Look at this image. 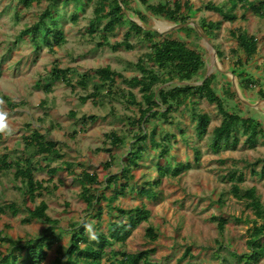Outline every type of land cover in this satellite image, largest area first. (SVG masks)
<instances>
[{
    "label": "rangeland",
    "instance_id": "rangeland-1",
    "mask_svg": "<svg viewBox=\"0 0 264 264\" xmlns=\"http://www.w3.org/2000/svg\"><path fill=\"white\" fill-rule=\"evenodd\" d=\"M19 1L0 0V110L6 112L7 124L11 130L10 133H0V156H12L13 160H16L14 156H30L31 150H26L22 138L30 137L28 131H38L45 141H53L58 145V149L64 154L65 162L69 161L70 167L72 164L75 165L74 162L82 164V167H73L75 176H79L82 172L95 174L99 183L103 184L109 175L120 171L121 161L124 160L127 149L132 146L128 138H125L126 147L112 153L115 159L110 164L108 155L104 153L108 148L105 146L104 137L109 133L127 129V118L133 119L137 115V107L123 103L119 99L120 96L116 95L117 88L115 87H118L119 93L122 92L124 96L130 91L123 81H117L113 87L115 92H113L114 96L110 103L109 99L105 98V87L97 81L94 72L109 68L128 81L138 73L130 65H135L141 56L150 53L149 47L147 43H141L140 39L133 34L130 43L134 49L131 52L113 53L109 49H96V40H92L87 35V28L93 18L94 9L93 4H90L85 5L84 11L77 15L78 20L75 25H71L68 21L62 24L65 44L51 53L47 47L40 45L41 47L37 48L28 41L19 40L24 29L37 23L36 17L43 10L42 6L31 10L20 7V21L15 22L14 15L19 10ZM157 1L151 0V3L155 4ZM165 1L170 4L174 1L188 2L194 10H200L190 21L195 26L203 19L213 23L222 21L217 14L206 12L204 7L209 3L221 6L224 0ZM60 8L63 9L61 5ZM133 8L141 13L142 19H140L146 27L159 31L160 27L175 26L151 17L137 2ZM60 12L64 13L61 15L65 20L74 13L72 5ZM128 17L138 21L133 14H129ZM238 28L261 41H259L254 59L245 67L246 77L253 83L243 91L236 82V91L247 104H243L245 109L236 107V111L244 117L255 119L264 128V99L259 96L260 93L264 94V42L262 39L264 19L248 13L245 23L238 22L232 25L222 23L215 38L208 42L215 55L217 50L223 54L221 63L216 57L218 68L231 74V69L237 68L236 58L244 60L242 51L237 48V43L230 37V32ZM128 31V24L116 29L115 37L110 39L109 43L112 45L122 42L123 36ZM143 31L147 30L143 29ZM178 32L170 31L169 35L174 36L173 38H184L182 34H177ZM185 38L188 45L207 54L206 66L200 76L190 83L177 85L178 81L175 80L174 83H166L163 88L175 87V85L198 87L204 81H200L201 77L213 76L214 91L221 97V89L223 86L225 88L230 78L212 68L208 55L210 49L205 43L199 42L193 35L188 37L185 35ZM232 52L235 53L234 56ZM53 67L70 70L68 80L71 84L87 76L88 80L83 81L86 88L75 87L72 90L61 82L52 81L49 74ZM39 83L45 86L48 84L50 92L46 94L42 89H36L37 84L40 86ZM96 91H99L102 98L91 99L81 105L79 98ZM132 91L137 102H140L141 96L138 89ZM225 105L228 111L233 108L235 111V105L229 98L225 99ZM190 107L210 117L208 133L202 139L197 137L195 124L191 121L188 111L177 112L166 120L160 121L156 130L157 142H161L162 134L167 133L171 137L167 145L166 157L159 159L158 152H154L150 144H147L146 155L139 163V167L132 172L134 182L127 184L128 189L125 196L119 198L113 205V210L107 209L105 202L100 203L103 209L100 219L96 217L95 210L89 216L84 215L85 206L78 198L80 183L67 175L64 166L55 160L51 159V162H48L40 159L39 161L41 167H44V164H50L58 168L57 179L53 181L55 184H58V180L63 182L57 186L56 193H51L50 196L44 195L42 198L48 206L47 215L50 219L59 222L58 229L51 230L34 220L29 223L25 222L28 219L25 209H32L33 205L23 198L20 186L10 179L12 176L0 174V205L13 203L20 211L16 217L7 213L0 218V233L2 232L0 253H4L7 247L2 239L32 240L41 236L44 230H49V233L59 236L60 246L66 248L69 240L67 232L71 225L83 221L87 238L93 239L97 233L107 234L109 223L125 220L118 216L115 209L130 210L145 205L150 212L149 224L155 230L156 242L150 244L144 238L147 225L141 224L131 233L123 246L115 245V250L135 254L153 249L155 253L150 259L159 264H242L238 263L228 252L238 256L249 252L245 243L248 240V231L251 229L254 216L245 203L237 202L232 197L230 190L232 184H238V178L242 177V182L238 184V187L244 190L254 189L260 196L264 208V179L260 180L252 175L253 171L259 173L264 168V139L259 138L255 148L249 149L243 145L244 139L239 137L235 150L230 149L215 155L210 148L211 132L220 125L221 116L214 105L197 97L190 100L188 108ZM110 110H113L112 113ZM71 112L76 114L75 119L70 117ZM84 116L97 117L99 120L94 125L83 127L80 118ZM155 124L157 122L146 127V132H150ZM59 144H62L61 149ZM194 150H197L200 156L198 163H195ZM37 160L34 158L33 164H36ZM167 163L172 168L178 163H189L193 169L174 179L164 178L155 190V201H146L139 197L138 191L145 183L157 180V166L164 167ZM41 170L36 169V180L38 181L48 178L46 172L43 173ZM231 175L235 176L234 180H231ZM121 184L124 183L121 182ZM100 192H104L108 198L113 188ZM214 217L228 220L224 235L217 232ZM261 244L264 248V243ZM56 250L55 245L48 251L43 264H53ZM187 250H190L192 258L180 262V258ZM106 261L107 259H103L102 264H106ZM259 264H264V257Z\"/></svg>",
    "mask_w": 264,
    "mask_h": 264
},
{
    "label": "trees",
    "instance_id": "trees-1",
    "mask_svg": "<svg viewBox=\"0 0 264 264\" xmlns=\"http://www.w3.org/2000/svg\"><path fill=\"white\" fill-rule=\"evenodd\" d=\"M125 7L126 12L137 17L140 23H143L142 15L133 7L136 2L141 5L151 17L164 20L165 22L174 25H183L189 23L196 13L200 10H194L193 6L179 1H174L172 4L167 1L158 0L155 4L151 0H120ZM86 2V3H85ZM225 2V4H224ZM220 6H215L211 3L204 7L206 12L217 14L222 21L218 23L207 22L200 20L198 28L204 36L211 40L215 38L216 33L220 31L222 23L230 25L238 22L245 23L248 13L264 19V1L263 0H224ZM93 4V18L87 28V35L95 41V48L98 50L109 49L111 52L118 51L131 52L134 46L130 43L132 35L140 42L147 43L150 53H145L141 56L135 65H130L137 74L125 81L118 73L111 71L109 68H103L94 72L97 81L106 89L105 98H113L115 88L120 97L119 99L128 105L136 106L137 112L133 119L127 118V129H121L117 132H112L106 135L105 149L109 156V163H112V154L126 147L124 142L128 138L129 143H132L130 149H127L124 160L121 161L122 168L117 174L109 175L103 184H100L95 174L82 172L79 176L70 173L69 176L75 178L80 183V192L78 198L83 202L85 216H89L94 210L96 217L101 218L103 209L100 203L105 202L107 209L113 210V205L124 197L128 189L127 184L134 182L132 172L139 167V163L147 152V144L154 152H158V158L164 159L167 155V145L170 143V135L162 134V140L157 142L158 124L160 121L166 120L170 115L175 113H183L188 111L191 121L195 124V133L199 139H202L207 133L210 125V117L202 114L196 108H188L191 99L197 97L205 100L208 104L214 105L222 121L218 127H215L211 132L210 148L211 151L218 155L221 152H226L230 149L235 150L238 145L239 137H242L243 145L249 149H254L258 139H264V128L261 124L251 117H244L237 113V108L245 109L244 105L239 102L232 89L231 82L221 89L222 96L219 97L214 91V77L203 76L200 81L203 83L198 87L194 86H177L181 83H190L193 79L200 76L201 71L206 66L207 54L204 51L196 49L188 45L185 40V35L188 37L193 35L199 42H202L197 33L192 28L181 29L177 34H182V37L168 35L162 37L156 33L143 31L135 23L126 19L121 6L117 0H20L18 3V11L14 15V21H20V7L22 9L31 10L33 8L43 7V10L36 17L37 23L34 26L24 29L21 32L19 40L34 44L39 48L40 45L47 47L49 52L60 48L65 44V37L62 33V24L68 21L71 25H75L78 20L79 13L84 11L85 5ZM60 5L64 10L72 5L74 13L65 18L61 15ZM64 14V13H63ZM141 18V19H140ZM129 27V31L123 36V41L120 43L110 44V39L115 37V31L124 26ZM145 25V24H143ZM146 26V25H145ZM230 37L237 43V48L242 51L244 60L236 58V69H231V74L235 77L239 88L243 91L247 90L252 80L246 77L245 67L254 59L257 54L259 41L253 36H249L241 29H236L230 32ZM264 42V37L262 38ZM234 56V52H232ZM216 57L221 63L223 54L217 50ZM240 72H238L239 70ZM70 70H60L53 67L49 78L54 82H61L65 87L75 89L80 87L85 89V80L87 76L81 78V81L71 84L68 80ZM178 83L175 87L163 88L166 83ZM84 81V82H83ZM117 81H123L125 86L130 88L126 96L119 93V88L115 86ZM36 89H42L44 93L50 92L48 84L39 83ZM134 89H138L140 93V102H137L136 96L132 93ZM259 96L264 99V94ZM102 98L99 91L88 93L85 97L79 98L81 105L93 99ZM233 101L235 111H228L225 105V99ZM195 103V102H194ZM112 108V106L110 105ZM237 107V108H236ZM113 110H110L112 113ZM70 117L76 118L74 112L70 113ZM97 117H81L80 121L83 127L94 125L98 122ZM150 132H146V127L152 123H156ZM1 138V135H0ZM23 145L26 150H31L30 156H44L55 160L63 165L64 155L53 142H45L44 138L37 132L33 131L30 137H24ZM150 149V150H151ZM195 151V163L199 162L200 156ZM62 154V155H61ZM23 159L10 162L11 157L7 155L0 156V174L12 176L10 179L13 183L20 186L23 198L33 205L32 209H25L27 220L36 221L43 224L51 230L58 229L59 222L52 220L47 215L48 206L42 201L45 195L50 196L51 193L57 192V187L51 186L54 177L58 174V168L49 166L47 170V182L36 180V168L33 166L32 160ZM115 159V158H114ZM113 159V160H114ZM124 161V162H123ZM24 165L25 169H19L15 165ZM69 171L72 167L69 164ZM111 166V165H109ZM193 166L189 163H178L172 168L168 163L167 166H157V180L151 183H145L138 191V195L146 201H155V190L161 185L164 178H177L185 172H189ZM254 177L260 180L264 179V168L259 172H252ZM232 176V175H231ZM230 176V177H231ZM233 175L231 180H234ZM124 183V184H121ZM242 182V177L238 178L237 183ZM238 184H232L231 194L237 202L245 203L246 207L252 211L254 220L251 222V229L248 231V240L245 245L249 252L242 255H235L231 252L230 256L234 257L238 263L242 264H259L264 257V248L261 243H264V208L261 203V198L256 194L254 189H240ZM50 185V186H49ZM102 185V186H101ZM113 192L110 197H106L104 192L111 190ZM41 201H38L40 200ZM222 202V199L220 200ZM38 202V203H37ZM119 217L124 218L120 222L109 223L107 234L97 233L93 239H88L84 222L71 225L68 230L69 240L66 248L60 246V238L49 230H44L41 236L32 240H13L11 238L2 239L7 247L4 253H0V264H43L47 258V253L55 245L57 246L56 258L53 264H102L103 259H107L106 264H159L154 263L150 259L155 253V250H147L135 254L124 253L115 250V245L123 246L131 233L141 224L147 225L144 238L154 244L157 240L155 230L149 224L150 212L145 205L139 208L130 210L115 209ZM9 213L12 217H16L20 211L15 204L0 205L1 216ZM216 223L217 232L224 235L228 220L226 218H213ZM260 223V224H259ZM2 235V232L0 233ZM220 246V245H219ZM223 247V246H220ZM192 258L190 250H187L180 262ZM224 261V259L222 260Z\"/></svg>",
    "mask_w": 264,
    "mask_h": 264
},
{
    "label": "water",
    "instance_id": "water-1",
    "mask_svg": "<svg viewBox=\"0 0 264 264\" xmlns=\"http://www.w3.org/2000/svg\"><path fill=\"white\" fill-rule=\"evenodd\" d=\"M117 1L119 2L120 6H121V9H122L123 14L127 17V20H129L130 22L135 23L141 29L150 31L152 33H156V34H158L160 36H163V37L168 36L170 31H179V30L185 29V28H192L197 33V35L199 36L200 40L203 43H205L207 45V47L210 49V51L208 50V53H209L208 55H209V60H210V64L212 65V68L214 70H216L217 72H220L223 75H226V76H228L230 78V82H231V85H232V90H233V93H234L236 99L239 102H241L242 104H246V102L241 98L240 94H238L237 91H236L237 90V86H236V79H235V77L232 74L223 72V71H221L218 68V66L216 65V55L214 54L215 52L211 48V45L209 44L208 39L204 36V34L201 32V30L197 26H195L194 24H192V23L189 22V23L183 24V25H175V26H172V28H167L165 31L160 32V31H157L154 28L146 27L145 25H143L139 21H134L133 19L129 18L128 17V13L126 12V9L122 5L121 1L120 0H117ZM208 74H209V72H208Z\"/></svg>",
    "mask_w": 264,
    "mask_h": 264
},
{
    "label": "crops",
    "instance_id": "crops-1",
    "mask_svg": "<svg viewBox=\"0 0 264 264\" xmlns=\"http://www.w3.org/2000/svg\"><path fill=\"white\" fill-rule=\"evenodd\" d=\"M83 126V125H82ZM33 132V131H32ZM38 132V131H37ZM28 134H31V132H29L28 131ZM41 135V134H40ZM42 136V135H41ZM28 137V136H27ZM43 137V136H42ZM44 138V137H43ZM23 139V138H22ZM44 140H45V138H44ZM45 142H47V141H45ZM50 142H53V141H49L48 143H50ZM54 143V142H53ZM56 144V143H55ZM56 146H57V149H58V145L56 144ZM59 148L61 149L62 148V144H59ZM60 151V150H59ZM60 153H62L63 154V152L62 151H60ZM61 154V155H62ZM106 154V153H105ZM64 155V154H63ZM106 155H108V154H106ZM109 156V155H108ZM110 156L112 157V161H113V159L115 158L114 156H112V154H110ZM9 157H11V161L13 162V159H12V156H9ZM15 157V161H17V159L18 160H21V159H23V157L22 156H14ZM26 159H28L29 160V158L32 160V163H34L33 161H34V158H36V159H38L37 161H36V164H33V166L36 168V169H42L41 171L44 173V172H46V175H47V170L49 169V166H50V164H44L43 166L44 167H41V165H40V159L42 160V161H44V156H41V157H39V156H24ZM108 159H109V157H108ZM111 159V158H110ZM110 159H109V161H110ZM46 161H48V162H51V160L49 159V158H47V160ZM11 162V163H12ZM63 166H64V169H66L67 170V168L69 169V167H67L66 165L67 164H69V161L68 162H65V159L63 160ZM73 163V162H72ZM75 163V165H73L72 164V168L69 170V171H67L66 172V174L67 175H69L70 173H72V174H74L75 175V172H74V169L77 167V168H79V167H82V164L80 163H77V162H74ZM13 164V163H12ZM36 165V166H35ZM46 166V167H45ZM75 166V168L73 169V167ZM15 167H18L19 169H25L26 167L24 166V165H20V164H18V165H15ZM88 174H90V173H88ZM54 179H57V176H55L54 177ZM47 180H48V178L47 179H44V180H42L43 182H47ZM38 181V180H37ZM63 182L61 181V180H58V184H55V182L53 181L52 182V184H51V186L52 185H54V187L56 186H58L59 184H62ZM50 186V185H49ZM43 198V197H42Z\"/></svg>",
    "mask_w": 264,
    "mask_h": 264
},
{
    "label": "clouds",
    "instance_id": "clouds-1",
    "mask_svg": "<svg viewBox=\"0 0 264 264\" xmlns=\"http://www.w3.org/2000/svg\"><path fill=\"white\" fill-rule=\"evenodd\" d=\"M6 112L0 110V133H10V128L7 124Z\"/></svg>",
    "mask_w": 264,
    "mask_h": 264
},
{
    "label": "bare ground",
    "instance_id": "bare-ground-1",
    "mask_svg": "<svg viewBox=\"0 0 264 264\" xmlns=\"http://www.w3.org/2000/svg\"><path fill=\"white\" fill-rule=\"evenodd\" d=\"M166 29H167V28H165V27H163V28L160 27V28H159V31H160V32H163V31H165Z\"/></svg>",
    "mask_w": 264,
    "mask_h": 264
}]
</instances>
